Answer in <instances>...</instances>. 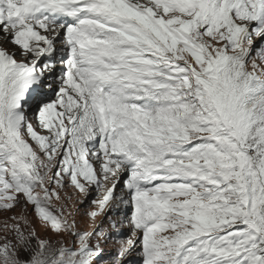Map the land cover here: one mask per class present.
<instances>
[{
	"label": "snow or ice",
	"instance_id": "obj_1",
	"mask_svg": "<svg viewBox=\"0 0 264 264\" xmlns=\"http://www.w3.org/2000/svg\"><path fill=\"white\" fill-rule=\"evenodd\" d=\"M257 38L264 0H0V211L76 245L13 216L0 264H264Z\"/></svg>",
	"mask_w": 264,
	"mask_h": 264
},
{
	"label": "rangeland",
	"instance_id": "obj_2",
	"mask_svg": "<svg viewBox=\"0 0 264 264\" xmlns=\"http://www.w3.org/2000/svg\"><path fill=\"white\" fill-rule=\"evenodd\" d=\"M256 46H262L264 47V42L260 40V38H257L254 41V47ZM14 51L16 48H13ZM259 63V61H257ZM33 118L35 117V105L33 106V110L29 113ZM43 134V133H42ZM72 190L69 189L68 195H72ZM97 194L95 191L91 192V194L87 197H81V199L84 200V203H74L70 204L68 210L71 211L74 216L75 220L79 226V231H90L93 228V221L90 217H87L84 215L85 212L89 210H96L95 205H91L90 201L91 199L95 198ZM22 199V197H20ZM56 206H59V202H55ZM16 216L17 218H20L23 216L27 219V221L32 225V227L36 228L38 235L41 239H49V241L57 248L64 246L68 248L75 247L74 244L75 238L70 236L67 233H55L51 231L50 228H45L41 226L40 221L37 219L36 213L34 211V208L31 204L22 203L20 207L16 208L13 211H0V238L5 236L4 232V223L7 221L8 225L11 226L12 224L16 223V221L12 220V217ZM105 222V217L101 216L98 217L95 221L96 224H101ZM107 226V225H106ZM21 227H24L23 220H21ZM128 230L126 228L121 229L122 233H126ZM110 235H113L112 232L109 233ZM8 239H11L13 243H15V233L10 232L8 234ZM3 243V239H0V244ZM94 243V242H93ZM33 244H35V241L33 240ZM118 245L115 244L112 241H109L104 246V251L101 254V256L97 260V264H112L115 255L118 251ZM21 258H28L26 253L21 254ZM140 257L136 254H133L132 256L128 257V261L126 264H140Z\"/></svg>",
	"mask_w": 264,
	"mask_h": 264
},
{
	"label": "bare ground",
	"instance_id": "obj_3",
	"mask_svg": "<svg viewBox=\"0 0 264 264\" xmlns=\"http://www.w3.org/2000/svg\"><path fill=\"white\" fill-rule=\"evenodd\" d=\"M0 46L6 47L8 48L10 51H14L13 48H16V50H18V48L10 43H4L2 41H0Z\"/></svg>",
	"mask_w": 264,
	"mask_h": 264
}]
</instances>
